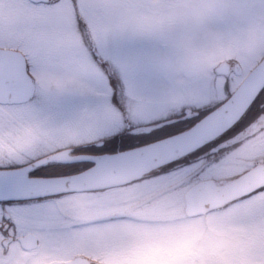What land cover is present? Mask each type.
<instances>
[{"label": "snow or ice", "instance_id": "6c2138e0", "mask_svg": "<svg viewBox=\"0 0 264 264\" xmlns=\"http://www.w3.org/2000/svg\"><path fill=\"white\" fill-rule=\"evenodd\" d=\"M15 6L0 16V264L25 237L71 232L70 182L153 154L152 178L213 168L264 115V0H222L159 31L140 23L146 0ZM245 43L252 54H238Z\"/></svg>", "mask_w": 264, "mask_h": 264}, {"label": "clouds", "instance_id": "9594fccd", "mask_svg": "<svg viewBox=\"0 0 264 264\" xmlns=\"http://www.w3.org/2000/svg\"><path fill=\"white\" fill-rule=\"evenodd\" d=\"M220 2L146 0L150 7L140 23L157 31L194 24ZM154 12L159 15L154 17ZM257 132L259 137L254 139L264 138V132L259 128ZM235 208L230 201L209 203L198 209L174 210L159 220L122 221L111 229L123 233L122 238L108 243L88 231L95 225L81 215L79 203L67 202L61 212L71 223L83 226L80 237L97 240L85 253L88 264H264V204L246 214L231 211ZM129 223L134 226L128 228ZM79 261L76 257L74 264ZM27 264H69V260L37 248L28 255Z\"/></svg>", "mask_w": 264, "mask_h": 264}, {"label": "flooded vegetation", "instance_id": "af4514ba", "mask_svg": "<svg viewBox=\"0 0 264 264\" xmlns=\"http://www.w3.org/2000/svg\"><path fill=\"white\" fill-rule=\"evenodd\" d=\"M14 7H16L15 0H6L5 6L0 9V16L6 20L15 19L17 10L13 9ZM261 125H264V115L241 129L236 136L226 142L222 146V151L219 156L214 161V164H221L223 160H229L232 163L233 161H239L242 153H248L249 159L246 168L233 179L215 181L213 176H207L204 172L209 168L201 171L203 167V164H201L199 167L193 168L188 174L177 176L173 182L166 185L159 184L155 180L157 177L152 178L148 173L143 176L148 178L142 179V177L120 186L78 192L69 191L63 204L70 201L79 203L81 215L95 225V227L89 228L88 231L94 232L100 225H106L123 219L139 222L142 220L152 221L164 218L165 213L174 211L171 206L173 204L167 201L174 199L172 197V195L174 196L172 191L185 184L182 194L178 197V202L181 203L180 211H183L185 210V193L194 184L204 180H212L214 184L218 182L215 184L216 186H224L241 178L250 170L257 168L264 169V145H261V139L264 138L254 139V137H259V133L257 132L258 128L261 132H264V127H261ZM248 193H255L253 197L264 194V182L254 186L247 192H243L240 196ZM233 200L235 198L230 201ZM164 201L167 202L164 203ZM59 216L63 221L72 226L71 232L68 235L61 237L57 241L25 237L13 245L8 250L7 255L3 257L6 264H27L28 255L37 248L43 251L62 254L68 258L69 264H74L76 257H80L79 264H88V261L84 259L88 249L80 248L76 243L77 236H79L80 229L83 226L71 223L62 214L61 209L59 210ZM98 233L99 235L101 234L100 232ZM115 241L118 240L106 241V243Z\"/></svg>", "mask_w": 264, "mask_h": 264}, {"label": "water", "instance_id": "95a60500", "mask_svg": "<svg viewBox=\"0 0 264 264\" xmlns=\"http://www.w3.org/2000/svg\"><path fill=\"white\" fill-rule=\"evenodd\" d=\"M162 162L155 154L145 157H125L115 166L98 173H89L77 181L69 183V191H87L128 184L142 178ZM264 182V169L257 168L245 173L241 178L224 186H216L212 180L196 183L185 193V209H198L209 203H226L243 192Z\"/></svg>", "mask_w": 264, "mask_h": 264}, {"label": "rangeland", "instance_id": "374dc122", "mask_svg": "<svg viewBox=\"0 0 264 264\" xmlns=\"http://www.w3.org/2000/svg\"><path fill=\"white\" fill-rule=\"evenodd\" d=\"M5 1L6 0H4V2ZM13 9L17 10L16 7H14ZM253 51H254V49L250 45L246 44V45L241 47L238 54L247 55V54H252ZM240 157H241V159L239 161H233L232 163L229 160H223L221 162V164L216 163L215 167L209 168V169L205 170L204 172L207 176H213V179L215 181H218V180L219 181L220 180L226 181L227 179L228 180L233 179V178L237 177V175H239V173L241 171H243L247 166V161L249 159L248 153H242L240 155ZM176 178H177V176H166V177H157V178H155V180H157L159 182V184H161V185H166V184H170L171 182H173V180H175ZM217 183L218 182H215V184H217ZM148 185H150V184L148 183ZM184 186H185V184H183V185L179 186L178 188H176L175 190H173L172 192H173L174 196L172 195V197H174V199L167 200L170 204H173L171 206L174 210H180V208H181V203L178 202L179 201L178 197H180V195L182 194V192L185 188ZM167 201H164V203H166ZM257 204H264V194H260L258 196L251 198L246 204L236 206V208L232 209L231 211L239 212L241 214H246L248 212L253 211L254 210L253 206H255ZM168 214L169 213H165L164 214L165 217ZM122 221H132V220L123 219V220H119L117 222L108 223L106 225H100L94 230V232H91V233H94L99 238V241H102V242L119 240L122 238L123 233L118 232V231H113L111 229L113 228V226L119 225ZM126 226L128 228H131L134 225L129 223ZM98 232H100L101 234L99 235ZM76 243H77L78 247H80V248L89 249L95 243H97V240H92V239H87V238L77 236Z\"/></svg>", "mask_w": 264, "mask_h": 264}]
</instances>
